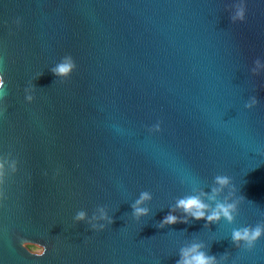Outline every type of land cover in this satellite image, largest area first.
<instances>
[{"label":"water","instance_id":"1","mask_svg":"<svg viewBox=\"0 0 264 264\" xmlns=\"http://www.w3.org/2000/svg\"><path fill=\"white\" fill-rule=\"evenodd\" d=\"M0 75V264H176L194 244L264 264V232L232 242L264 228V0H0ZM190 195L236 203L232 221L159 227Z\"/></svg>","mask_w":264,"mask_h":264},{"label":"clouds","instance_id":"2","mask_svg":"<svg viewBox=\"0 0 264 264\" xmlns=\"http://www.w3.org/2000/svg\"><path fill=\"white\" fill-rule=\"evenodd\" d=\"M245 18V5L242 2L235 11V14L231 16V20L233 22L239 20L243 21ZM19 24V20L16 21ZM259 64V61H256ZM76 65L71 56H65L61 59V62L58 63L54 68L50 69L54 76H62L68 77L75 69ZM255 71V70H253ZM0 87H4V77L0 75ZM29 101H31L32 97H26ZM257 101L255 98L252 99L251 104H246V108H251L255 105ZM154 131H160V125L157 123L154 125ZM2 167V165H0ZM214 184L219 187L212 188V195L208 197L209 200H215L216 195L222 191V189L230 184V178L226 175H216L214 178ZM151 199V194L147 191H143L140 193L139 198L135 200V202L131 205L132 208V217L135 220H139L143 216H147L149 213V209L146 207H141L145 201ZM240 199H244V197H240ZM182 210L184 213V218H179L172 213L175 210ZM236 210V203H227L225 202H216L215 207L210 210L209 213V205L202 201L200 196L190 195L184 198L178 199L175 204V208L170 209L169 213L160 221L159 227L163 228L165 225H173L176 223H187L188 217H191L193 220H205L206 224L214 223L218 221L221 217L232 221L233 215L232 213ZM100 216L97 218L93 216V220H103L106 221L108 225L113 223V218L109 217L103 208L99 209ZM85 217V213L83 211L78 212L75 219L83 220ZM91 228L93 230L99 231L105 228L104 223L96 224L91 223ZM264 232V228L260 225H257L255 228H243L239 230H234L232 233V242L234 244H239V242H245L249 248H251L256 240H258ZM21 247H23L28 253L34 254L37 257L43 256L47 249L44 245H41L37 242L25 241L21 242ZM180 259L177 260L176 264H215L216 257L206 255L203 251H200V245H192L190 248L181 249Z\"/></svg>","mask_w":264,"mask_h":264}]
</instances>
